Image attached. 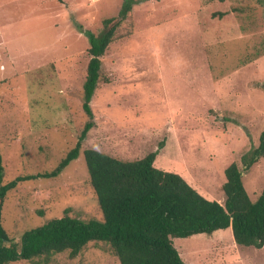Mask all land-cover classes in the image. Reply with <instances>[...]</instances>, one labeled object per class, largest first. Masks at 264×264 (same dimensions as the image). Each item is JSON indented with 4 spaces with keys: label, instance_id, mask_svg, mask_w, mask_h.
Segmentation results:
<instances>
[{
    "label": "rangeland",
    "instance_id": "obj_1",
    "mask_svg": "<svg viewBox=\"0 0 264 264\" xmlns=\"http://www.w3.org/2000/svg\"><path fill=\"white\" fill-rule=\"evenodd\" d=\"M123 0H0V154L3 184L52 171L87 122L81 90L89 41ZM223 13V15H220ZM102 57L90 106L95 127L56 178L17 185L0 222L10 242L64 215L102 220L83 150L181 176L222 202L224 170L257 146L264 129V0H145ZM252 201L264 189V158L242 177ZM186 264H264L237 246L231 228L172 238ZM12 264H119L103 243Z\"/></svg>",
    "mask_w": 264,
    "mask_h": 264
},
{
    "label": "trees",
    "instance_id": "obj_2",
    "mask_svg": "<svg viewBox=\"0 0 264 264\" xmlns=\"http://www.w3.org/2000/svg\"><path fill=\"white\" fill-rule=\"evenodd\" d=\"M144 1L123 0L118 15L104 19L97 35L82 31L74 22L89 41L81 90L87 122L79 131L75 146L50 172L18 176L3 184L0 154V215L6 196L17 185L35 178H56L79 157L82 142L95 127L90 103L102 81L101 59L128 22L132 8ZM261 89L264 92V84ZM82 154L102 220L84 221L64 215L27 230L18 243L10 242L0 222V264L35 259L49 262L53 255L65 251L73 259L90 242L105 244L119 264H186L173 247L172 238L210 235L228 228L237 246H264V189L252 201L242 182L243 174L264 158V129L257 146L242 156L241 167L232 163L224 170L221 203L202 197L178 174L155 168L156 151L134 161L94 149H85Z\"/></svg>",
    "mask_w": 264,
    "mask_h": 264
}]
</instances>
